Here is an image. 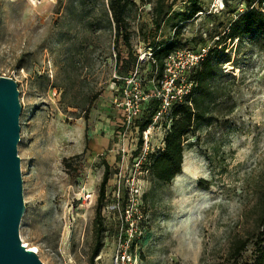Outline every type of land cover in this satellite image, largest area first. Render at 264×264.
<instances>
[{"label":"rangeland","instance_id":"obj_1","mask_svg":"<svg viewBox=\"0 0 264 264\" xmlns=\"http://www.w3.org/2000/svg\"><path fill=\"white\" fill-rule=\"evenodd\" d=\"M106 1L0 0V78L18 83L23 109V245L36 246L44 264H225L248 239L240 262L253 261L263 230L264 42L224 40L246 0H199L202 11L180 24L187 47L169 58L162 81L153 48L173 37L174 14L190 0H166L160 18L158 0H132L129 47L116 41ZM219 39L225 76L214 84L226 95L191 139L182 173L160 184L148 167L164 146L171 105L143 133L140 155L138 124L150 100L186 90L189 67ZM106 163L105 232L94 256Z\"/></svg>","mask_w":264,"mask_h":264},{"label":"trees","instance_id":"obj_2","mask_svg":"<svg viewBox=\"0 0 264 264\" xmlns=\"http://www.w3.org/2000/svg\"><path fill=\"white\" fill-rule=\"evenodd\" d=\"M264 0H246V11L234 16L229 23L228 32L225 34L226 40H262L264 42V10L262 4ZM166 0H158L155 10L157 17L160 18L165 13ZM190 8L186 12H177L175 32L173 37L159 45H155L152 52L153 70L158 75L159 80H164L166 69L170 56L179 50L187 47L183 44L181 37L182 25L192 20L202 11V5L199 0H190ZM134 5L132 0H107L104 3L106 8L107 23L110 28L115 30V39L119 42L121 39L126 46H130V37L128 34V16ZM180 24H182L180 26ZM219 39L214 47H211L206 56L196 65L189 67L187 93L178 95V90L172 92L175 98L171 102L169 112L170 128L164 138L163 148L155 155L151 156L148 171L154 180L160 184H170L182 173L184 155L188 148L192 146L191 139L205 130V126L213 120L214 111L219 108L221 97L226 95L224 89L215 85L218 76H225L222 72V58L226 57L225 51L227 45L221 46ZM121 57L117 55V61ZM227 62V61H225ZM163 99L153 98L149 102L145 118L138 124L139 129V148L137 155L142 154L144 149L143 133L153 123L155 116L163 110ZM81 117V116H79ZM88 121L87 111L84 113ZM199 139V136H197ZM111 179L110 167L106 163V170L101 184L100 201L97 207V221L100 223L98 229V240L94 250V256H97L101 250L102 238L105 232L103 220L101 218V207L105 197L106 187ZM262 215L260 216L261 229L258 237L257 255L251 262H240L242 253L247 249L250 241L248 239L238 240L233 245L229 259L225 264H264V202L261 205Z\"/></svg>","mask_w":264,"mask_h":264},{"label":"water","instance_id":"obj_3","mask_svg":"<svg viewBox=\"0 0 264 264\" xmlns=\"http://www.w3.org/2000/svg\"><path fill=\"white\" fill-rule=\"evenodd\" d=\"M18 83L0 78V264H44L23 245L21 220L26 210L21 158L22 114Z\"/></svg>","mask_w":264,"mask_h":264},{"label":"built area","instance_id":"obj_4","mask_svg":"<svg viewBox=\"0 0 264 264\" xmlns=\"http://www.w3.org/2000/svg\"><path fill=\"white\" fill-rule=\"evenodd\" d=\"M171 57V56H170ZM204 56H199L198 57V62L200 61V60H202V58H203ZM197 62V63H198ZM196 63V64H197ZM196 64H192V65H196ZM191 65V66H192ZM175 81V80H174ZM174 81H173V83L172 84H174ZM189 88H190V85L188 86L187 85V87H186V90H181V92L180 91H178V95H182V94H185V93H187L188 92V90H189ZM174 90H172V92H173ZM172 92H170V94H169V97L170 98H167L165 101L163 100V109H164V107H166V106H170L171 105V102H172V100L175 98V96H172L171 94H172ZM136 113V112H135ZM124 259H125V256H124Z\"/></svg>","mask_w":264,"mask_h":264},{"label":"bare ground","instance_id":"obj_5","mask_svg":"<svg viewBox=\"0 0 264 264\" xmlns=\"http://www.w3.org/2000/svg\"><path fill=\"white\" fill-rule=\"evenodd\" d=\"M25 246L27 247V248H30L33 252H35V253H39V249L36 247V246H34V247H29V245H27V244H25Z\"/></svg>","mask_w":264,"mask_h":264}]
</instances>
